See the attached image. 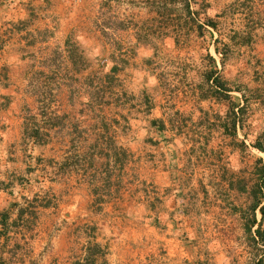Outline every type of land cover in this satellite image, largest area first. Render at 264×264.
Instances as JSON below:
<instances>
[{
  "label": "crops",
  "instance_id": "crops-1",
  "mask_svg": "<svg viewBox=\"0 0 264 264\" xmlns=\"http://www.w3.org/2000/svg\"><path fill=\"white\" fill-rule=\"evenodd\" d=\"M115 1L128 5L127 18ZM138 1L160 18L154 0H0V165L5 175L33 177L16 184L13 201L44 199L35 215L9 216L18 231L1 233L0 245L26 246L35 264H251V165L235 159L251 150L264 157L247 139L264 116V47L253 63L232 66L250 62L251 109L231 86L236 72L222 77L248 111L231 136L229 103L205 81L211 64L200 58L194 71V59L154 61L170 33L162 27L155 40L138 22L125 24Z\"/></svg>",
  "mask_w": 264,
  "mask_h": 264
},
{
  "label": "rangeland",
  "instance_id": "rangeland-1",
  "mask_svg": "<svg viewBox=\"0 0 264 264\" xmlns=\"http://www.w3.org/2000/svg\"><path fill=\"white\" fill-rule=\"evenodd\" d=\"M138 2L139 3L132 6L134 9V16H132L133 20H124L125 24L131 25L132 23L138 22V28L142 30L144 27V29L150 31V33L153 32L151 38L155 40H157V38L160 40V33H163L162 27L166 28L167 31L169 30L170 33V35H166V37H164V35L161 37V41L164 42H158L160 48H155L153 51V55L155 56L154 59H156L154 61H159L157 57H162V59L168 57L167 59H171L172 62H180L181 59L193 61L194 59L197 64L194 65L192 63L190 66L192 65L194 67V71H196L195 67L199 66V59L201 58L206 60L208 53L210 51L213 52L214 47H218L219 51L223 53V57L215 54V56L219 59V68H217L220 71L219 75L224 78L227 72L232 73L235 71L238 77H236V82H234L231 86L237 89H243L246 93L247 109L252 108V98L254 97V94L248 91V89L243 85L244 83L246 85L249 82V63H253L255 61L256 54H260L263 50L262 48L264 47V30L258 29L259 25L264 22V0H195V2H191V10L197 12V24H201L208 19H211L214 24L213 27L204 25L201 30V34L198 33V30L194 26L196 25L195 22L191 21L187 16H177L176 14L173 16V20L171 21H164L160 19L155 20V18H150L153 14L145 12V8L147 7L145 1ZM153 2L154 1H152V3ZM150 6L152 9L155 7V5L152 4H150ZM126 7L128 8L127 4L116 3L115 1L114 8L119 13L118 17L123 18L126 15V11L124 12ZM182 7V5H176L172 8L178 11ZM245 10L247 15H243ZM120 13H123V15H120ZM125 17L127 18V16ZM149 19L151 21H149ZM256 26L258 29L257 31L254 30ZM144 38L146 40V37ZM151 38H148L149 42L152 41ZM167 43L169 46H166ZM258 48H260L259 52ZM126 49L130 50L131 48ZM130 53L132 52H128V55H131ZM244 57L251 60L247 63V67H238L235 70H232V66L234 67V65H236L235 62L238 63L240 59L244 60ZM167 61L164 63H168ZM157 65L154 67H158ZM167 65L168 64H165L163 66ZM246 68L247 70H245ZM188 69L191 68L188 66ZM198 70L199 68H197V71ZM164 72H167V70L165 69ZM247 113L248 111L245 110L244 118ZM260 126L261 128L259 131L255 133L252 132V135L250 134V137L247 138L250 144L254 143L256 139H259L264 145V116H262ZM3 130L4 129L0 127L1 134ZM237 139L241 138L238 136ZM259 157L258 152L251 150V155L245 153L244 161L241 158L235 159V164L238 166L240 165V167L245 163L246 168L248 163H250L251 173L248 178L250 185H252L255 180V160ZM32 179L33 177H29L27 175H5L3 167L0 165V213L5 212L4 214L7 219L9 216L12 217V215L15 214V211L18 210L17 207L15 208L17 203H22L23 208L31 209V206L35 207V204L39 203V200L42 199L41 195L29 193L25 199L21 197L18 202L13 201V199L18 196L15 194L16 184L25 187L31 182L34 184V181H31ZM43 200L44 199H42V201ZM2 203L4 206H2ZM31 210L33 211V208ZM25 215L31 216L32 214L27 213ZM6 225V232L18 231L14 224L6 222ZM207 237L210 238L209 234ZM235 242L237 243L239 241L235 239ZM9 243L10 241H8V243L5 241V244L0 245V255L3 251L7 252L9 249V252H7L9 261L6 260V262H4L5 264H35V256L26 250V246L22 245L21 249H19V251L17 250L18 252H15L12 251V249H15L13 244H11L12 242L10 243L12 246L8 248L6 247V244L9 245ZM248 244V242L247 244L245 242V248L248 247ZM254 250L255 249L250 246L251 257H253V253H255ZM0 264H3L2 255L0 256Z\"/></svg>",
  "mask_w": 264,
  "mask_h": 264
},
{
  "label": "trees",
  "instance_id": "trees-1",
  "mask_svg": "<svg viewBox=\"0 0 264 264\" xmlns=\"http://www.w3.org/2000/svg\"><path fill=\"white\" fill-rule=\"evenodd\" d=\"M181 5L183 6L180 10H175L172 8L174 5V2H177V0H154L153 4H155V12L160 17V20L164 21H171L173 20V14L175 12L177 16L181 15L183 11L185 12V16H187L191 21H194L195 24L197 19V12L192 11L190 7L191 2H195V0H180ZM113 21L110 19L105 20V25L110 26L111 28H118L121 27V23H116L115 27L112 26ZM210 26L213 27L214 24L212 23L211 19L205 20L203 23H198L196 25V29L198 30V33L201 34V30L203 26ZM103 34L105 37H109L108 33L106 31H103ZM139 35H137V39L144 40L145 36L141 35L140 32H138ZM116 50H120V47L117 46ZM214 52L216 55L223 57V53L219 51L218 47H214ZM208 62L211 64V67L205 71V81L208 84V90L212 94V96L216 100H226L229 103V109L226 113V118L229 119V125L226 127L228 128V131L231 136L236 137L237 133V127L241 128L242 123L244 121V115H245V104L240 105L239 103L232 101V97L229 94L230 91L233 89H230L226 82L223 80V78L219 75V70L216 68V62L212 55L208 53L206 56ZM118 61L120 62L121 66L125 65V60L123 58H119ZM116 67L111 68V72H115ZM235 90V89H234ZM238 90V89H236ZM244 143H241V146H243ZM253 147L257 148L264 154V146L260 144L259 142H254ZM238 187L241 188L242 182H238ZM250 198L251 202L248 208L247 216L245 217V233L247 235L249 246L254 248L253 258L251 264H264V227L262 226V223L264 222V157H259L255 160V180L251 185L250 188ZM34 208L31 206V209ZM29 208H18L17 214L18 216H22L23 214H34L33 211ZM259 212L261 217L259 220H257L256 212ZM5 212L0 213V234L5 233L7 230V217L4 214Z\"/></svg>",
  "mask_w": 264,
  "mask_h": 264
}]
</instances>
